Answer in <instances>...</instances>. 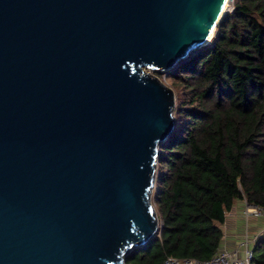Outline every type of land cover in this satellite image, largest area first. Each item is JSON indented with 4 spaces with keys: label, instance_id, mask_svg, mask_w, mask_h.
Masks as SVG:
<instances>
[{
    "label": "water",
    "instance_id": "water-1",
    "mask_svg": "<svg viewBox=\"0 0 264 264\" xmlns=\"http://www.w3.org/2000/svg\"><path fill=\"white\" fill-rule=\"evenodd\" d=\"M228 0H0V264H125L159 233L166 73Z\"/></svg>",
    "mask_w": 264,
    "mask_h": 264
},
{
    "label": "trees",
    "instance_id": "trees-1",
    "mask_svg": "<svg viewBox=\"0 0 264 264\" xmlns=\"http://www.w3.org/2000/svg\"><path fill=\"white\" fill-rule=\"evenodd\" d=\"M232 7L211 42L167 72L175 127L159 146L152 192L161 226L125 264L205 262L238 201L264 207V0ZM252 253L251 264H264V232Z\"/></svg>",
    "mask_w": 264,
    "mask_h": 264
},
{
    "label": "crops",
    "instance_id": "crops-1",
    "mask_svg": "<svg viewBox=\"0 0 264 264\" xmlns=\"http://www.w3.org/2000/svg\"><path fill=\"white\" fill-rule=\"evenodd\" d=\"M245 202L240 200L225 216L222 226L223 239L221 250H238L239 256H243L245 247L242 244L247 243L248 248H253L257 239L264 232V218L245 217L242 215Z\"/></svg>",
    "mask_w": 264,
    "mask_h": 264
},
{
    "label": "built area",
    "instance_id": "built-area-1",
    "mask_svg": "<svg viewBox=\"0 0 264 264\" xmlns=\"http://www.w3.org/2000/svg\"><path fill=\"white\" fill-rule=\"evenodd\" d=\"M232 9L233 7L231 0L228 12H231ZM245 205L246 207L242 212L243 216L264 218V207L251 206L246 203ZM242 246L245 247L243 256H239L238 250L226 251L220 249L215 255L205 262H198L189 259H167L164 264H251L253 248H248L247 243L242 244Z\"/></svg>",
    "mask_w": 264,
    "mask_h": 264
},
{
    "label": "rangeland",
    "instance_id": "rangeland-1",
    "mask_svg": "<svg viewBox=\"0 0 264 264\" xmlns=\"http://www.w3.org/2000/svg\"><path fill=\"white\" fill-rule=\"evenodd\" d=\"M229 7H230V4H229ZM229 10V8H228ZM228 10L226 11V13L228 12ZM213 36V35H212ZM212 38V37H211ZM211 40V39H210ZM211 42V41H210ZM208 42V44L210 43ZM156 75V73H155ZM157 76V75H156ZM158 77V76H157ZM159 78V77H158ZM166 86L170 87L169 84H170V79H168L167 77V72L166 73H163V76L161 78H159ZM171 88V87H170ZM172 89V88H171ZM173 90V89H172ZM174 92V91H173ZM151 201H152V196H151ZM152 204H153V201H152ZM153 207H154V204H153ZM155 209V207H154ZM156 211V210H155ZM157 214V213H156Z\"/></svg>",
    "mask_w": 264,
    "mask_h": 264
},
{
    "label": "bare ground",
    "instance_id": "bare-ground-1",
    "mask_svg": "<svg viewBox=\"0 0 264 264\" xmlns=\"http://www.w3.org/2000/svg\"><path fill=\"white\" fill-rule=\"evenodd\" d=\"M230 2H231V0H228V2L225 4V6L223 8V13L228 10ZM212 35H213V32L210 34V36H209L208 40L206 41V43L210 42V39H211Z\"/></svg>",
    "mask_w": 264,
    "mask_h": 264
}]
</instances>
